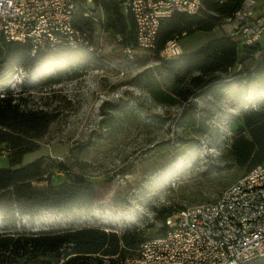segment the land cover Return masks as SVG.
<instances>
[{"label":"rangeland","instance_id":"obj_1","mask_svg":"<svg viewBox=\"0 0 264 264\" xmlns=\"http://www.w3.org/2000/svg\"><path fill=\"white\" fill-rule=\"evenodd\" d=\"M89 18L92 53L61 61L42 77L38 70L18 69L0 91H10L23 108L55 114L21 163L43 158V177L52 183L82 174L94 185L96 202L86 210L20 214L17 226L96 225L118 232L138 226L151 235L162 225L160 207L173 212L213 200L242 175L228 147L229 122L240 103L220 90L182 101L171 93V76L158 67L152 51L136 49L128 58L118 36L104 28L96 4ZM221 34L218 25L195 30L180 36L178 44L188 52ZM260 42L264 45V34ZM151 90L166 100L154 98ZM5 146L0 166L10 165L12 149ZM4 223L0 215V228Z\"/></svg>","mask_w":264,"mask_h":264},{"label":"trees","instance_id":"obj_2","mask_svg":"<svg viewBox=\"0 0 264 264\" xmlns=\"http://www.w3.org/2000/svg\"><path fill=\"white\" fill-rule=\"evenodd\" d=\"M204 2L205 8L200 13L174 12L163 19L152 52L159 62L158 67L171 76V93L182 101L189 103L192 94L213 97L216 90L239 101L238 112L229 122L232 133L228 147L233 164L243 174L264 159V46L259 55H256L258 45H251L239 57L236 40L222 33L191 51L174 57L161 55L169 39L195 30L215 28L222 13L232 11L237 3ZM100 5L104 28L118 36L122 46L133 45L136 32L132 16L116 2L104 0ZM83 11L81 5L75 24L86 27L90 16H85ZM31 49L28 42L0 41V86L5 85L18 69L38 70L42 77L49 67L53 69L61 61L93 52L87 47H71L64 43L38 49L34 54ZM238 64L240 68L236 69ZM151 93L156 99L166 100L155 90ZM20 105L10 91H0V154L2 150L6 151L5 145L12 149L10 165L0 166V215L5 220L0 228V264H124L125 258L150 236L145 234L144 228L132 226L120 232L96 225L18 228L20 214L46 209L58 212L86 210L97 199L94 185L80 173L70 174L66 181L52 183L43 177L46 171L43 158L21 163L22 155L34 148L36 139L46 132L55 114ZM55 165L63 168L60 162ZM43 180H46L45 184L38 183ZM169 213L165 206L158 209L157 217L162 219V225L151 235L165 230L164 218ZM244 264H264V256Z\"/></svg>","mask_w":264,"mask_h":264},{"label":"built area","instance_id":"obj_3","mask_svg":"<svg viewBox=\"0 0 264 264\" xmlns=\"http://www.w3.org/2000/svg\"><path fill=\"white\" fill-rule=\"evenodd\" d=\"M83 1L93 2L102 12L104 0H0V41L28 42L31 54L59 43L93 50L89 30L75 24L78 12H70V7ZM215 1L238 3V10L222 13L218 26L236 40L240 51L258 45L259 55L264 46L260 42L264 2ZM198 6H205L204 0H123L122 9L132 16L136 32L134 44L123 45V52L133 57L136 49L153 51L161 21L174 12L200 13ZM83 14L90 16V12ZM181 53L177 36L161 50L165 57ZM164 226L162 233L144 238L124 264H244L264 256V159L215 199L167 214Z\"/></svg>","mask_w":264,"mask_h":264},{"label":"bare ground","instance_id":"obj_4","mask_svg":"<svg viewBox=\"0 0 264 264\" xmlns=\"http://www.w3.org/2000/svg\"><path fill=\"white\" fill-rule=\"evenodd\" d=\"M115 2L120 4L121 7H123V0H115ZM232 4L233 3H229V5H232ZM81 5L84 7V12H90L91 8L94 7L93 2L83 1L82 4H75V7H70V12H77V10L79 9ZM204 8L205 6H198V12L203 10ZM229 10H231V8ZM233 10H238V3H236V6L233 8Z\"/></svg>","mask_w":264,"mask_h":264},{"label":"crops","instance_id":"obj_5","mask_svg":"<svg viewBox=\"0 0 264 264\" xmlns=\"http://www.w3.org/2000/svg\"><path fill=\"white\" fill-rule=\"evenodd\" d=\"M241 54H242V52L240 51V52H239V57L241 56ZM238 65H239V64H238ZM238 65H237V66H238Z\"/></svg>","mask_w":264,"mask_h":264}]
</instances>
